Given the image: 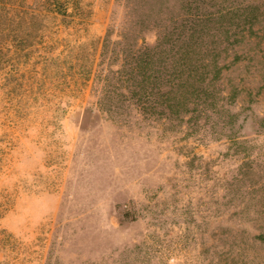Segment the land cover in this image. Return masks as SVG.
<instances>
[{
  "label": "rangeland",
  "instance_id": "rangeland-1",
  "mask_svg": "<svg viewBox=\"0 0 264 264\" xmlns=\"http://www.w3.org/2000/svg\"><path fill=\"white\" fill-rule=\"evenodd\" d=\"M61 3L0 0V264H264V0ZM162 33L217 42L214 106L125 91Z\"/></svg>",
  "mask_w": 264,
  "mask_h": 264
},
{
  "label": "trees",
  "instance_id": "trees-1",
  "mask_svg": "<svg viewBox=\"0 0 264 264\" xmlns=\"http://www.w3.org/2000/svg\"><path fill=\"white\" fill-rule=\"evenodd\" d=\"M54 2L56 15L67 13L63 11L61 0ZM161 35L155 36V42L151 46L143 39L140 46L135 41L133 45L126 46L127 50H122L127 52V58H122V71L118 70L117 74L126 75L125 91L130 97L136 98L137 105L144 113H158L165 118H178L181 114L188 113L189 106L198 105L196 99L202 96V106H214V102H208L207 98L209 87L219 79L221 73L219 56L214 52L219 46L217 42L201 50L202 46L193 39L181 46L178 44L181 39L170 42L169 34ZM115 37L112 46L118 47L122 37ZM106 41L108 36L105 37L104 44ZM232 43L228 40L226 42ZM260 239L264 241V235Z\"/></svg>",
  "mask_w": 264,
  "mask_h": 264
}]
</instances>
